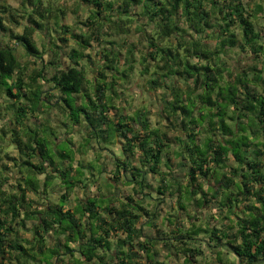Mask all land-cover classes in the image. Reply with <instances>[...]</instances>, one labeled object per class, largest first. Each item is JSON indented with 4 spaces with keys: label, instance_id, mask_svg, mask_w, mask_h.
Segmentation results:
<instances>
[{
    "label": "trees",
    "instance_id": "16d2710c",
    "mask_svg": "<svg viewBox=\"0 0 264 264\" xmlns=\"http://www.w3.org/2000/svg\"><path fill=\"white\" fill-rule=\"evenodd\" d=\"M76 7L87 13L76 23L86 29L79 34L76 25L65 24V8L43 0H22L13 7L0 0V99L6 101L7 116L0 126V264H165L150 251L149 241L176 250L182 264H197L202 257L203 264L264 260V31L257 32L251 20L264 17L262 4H254L255 15L243 0H78ZM133 32L143 34L147 43L139 59L132 42L114 50L113 37ZM93 41L113 46L93 50L97 62L85 54ZM70 42L75 47L66 53ZM15 44L24 51V64ZM233 47L262 58L261 68L226 69L222 55ZM47 52L51 59L44 63ZM60 53L67 60L63 68ZM121 55L125 67L119 71ZM29 63L35 68L29 69ZM134 63L141 76H149V91L165 90L161 106L176 132L173 139L151 126L146 108L110 116L117 111L118 87L127 82ZM53 109L66 130L83 127L86 147L97 145L102 151L118 145L109 150L114 168L103 187L110 196L97 186L93 195L76 197L67 207L74 189H86L93 173L87 177L82 165L74 167V152L58 149L57 137H48L52 130L41 116ZM9 148L18 158L10 157ZM91 162L89 170L98 160ZM161 163L167 172L160 173ZM10 164L16 169L6 175ZM176 166L186 169L184 187L174 183ZM149 176L158 180L154 191L179 204L178 211L195 205L220 208L222 218L213 216L219 226L161 230L155 222L171 205L163 198H157L153 211L144 205L151 198ZM55 184L64 191L57 202L45 198L43 206L35 207L27 198L48 197ZM202 184H208L206 190ZM119 185L131 189L116 206ZM159 204L164 208L158 211ZM146 224L158 238L147 236Z\"/></svg>",
    "mask_w": 264,
    "mask_h": 264
},
{
    "label": "rangeland",
    "instance_id": "374dc122",
    "mask_svg": "<svg viewBox=\"0 0 264 264\" xmlns=\"http://www.w3.org/2000/svg\"><path fill=\"white\" fill-rule=\"evenodd\" d=\"M7 3L13 7H17L19 5V3L22 0H6ZM44 4L47 5L48 3L51 5L52 8H65V10L67 11V13L69 14V19L67 22H65L66 24L72 25L73 28L74 23L83 21L85 20V17L87 15L86 11L84 10V8L82 7V9H78L77 6V0H43ZM244 4L249 5V9H250V13L251 15H253V11L254 9V4H257V0H243ZM259 3L262 4V6L264 7V0H258ZM75 12H78V15H75ZM255 15V14H254ZM262 15V14H261ZM261 15H255L253 16L254 18H251V20L253 21L254 24V28L257 32H261V30L264 31V17ZM183 25L180 23V26ZM9 26V24H8ZM77 27H75L74 29L76 30V34H79V32H82L80 30H86L82 25H76ZM11 27V26H9ZM13 31L15 33L20 34L21 33V28L18 29H14L12 28ZM147 32L149 31V28L147 27ZM232 30L235 33L239 32V29L237 26H233ZM240 33V32H239ZM238 33V34H239ZM35 41L38 45V49L41 50L42 48V42L40 39V36L35 35L34 36ZM114 40H116L117 43L114 44V50H122L121 47L123 46V43L128 44L129 42H132L133 44H135L137 47L136 51L137 55L136 57H138L139 59V55H141L143 52L146 51V40L145 37L143 36V34L140 33H136L133 32L132 34H130L129 37H125V36H120L118 37H113ZM236 40H239V35H237ZM262 40L264 41V35L262 36ZM171 42L174 43V41L171 39ZM9 45L12 44V42L8 41L7 42ZM45 45V44H44ZM215 45V43L212 41L210 43V46ZM15 47L16 44H15ZM71 47H75L73 42L69 43V47L64 49V52H68V50ZM113 48V46H110L109 44H100L97 41L96 42H91V47L87 49V51L85 52V54H89L91 53L94 56V52L93 50L96 51V49H100L101 48ZM22 49L20 47H17V56L19 58V60L21 61V63L27 61L26 57L22 54ZM24 52V51H23ZM51 55L52 53H46L43 55V60L44 63L48 62L51 59ZM60 57H61V66L62 68L64 66H66L67 64V60H65V56L64 54L60 53ZM121 58V62L118 64L117 69L119 71L123 70L125 67V63H124V59L123 56H120ZM94 60L95 62H97L98 59H96V57L94 56ZM222 60L226 65V69H231V70H247L250 69L252 67H256L257 69H260L263 61L262 58L256 59L250 51H240L238 48L233 47L232 49H227L226 53L222 55ZM100 61V60H98ZM84 64L86 65V61H83ZM24 64V63H23ZM134 69L131 71L130 76L128 77L129 79L127 80V82L120 84V86L118 87V93H119V97H117L115 99V105L117 107V111H111L110 116L111 117H115L118 116L119 114H126V115H133L134 111H137L138 109L140 110L141 108H143V110H145V108L147 109V118L151 124L152 127H158L160 128L161 131L167 133V136L170 139H173L176 136V132L170 128V125L167 124V122L165 121V115L162 112V106H161V98L162 95H165V90L163 89H158L156 92H152L149 91L147 88V80L149 78L148 75H144L141 76L140 72V66L137 63H134ZM27 67L29 69H33L35 68L34 65H32L31 63H29L27 65ZM85 72H86V79L87 80H92V77L94 76L91 72V67L89 65L85 66ZM151 72V71H150ZM89 85V84H87ZM86 85V86H87ZM181 87H183V85H180ZM167 97H169V95H167ZM6 105V101L4 100V98L0 99V115H1V119H0V126H2V124L6 121L7 116L3 115L4 112V106ZM146 112V110L144 111ZM47 118V119H46ZM41 120L43 121V123L48 126L49 128H51L52 132L48 130V137L51 138V140L53 141L54 137H57V141L56 144L59 145L58 149H65V151H68L69 148L74 152V162H73V166H83L84 167V173L87 177H89L90 172L93 173V176L90 177L91 180L95 181H89L87 183V188H82L81 185L79 187H77L76 189H74V193L71 195L70 197V201H69V205L68 207L72 206L73 204L76 203L75 198H79V199H83L86 195H93L95 192H97L96 190V186H101V191L103 192V187H104V183L106 181H110L111 179V172L113 171L114 165L112 163V152L109 150H113L116 151L118 150V145L116 144L114 147H105L104 150L99 151L97 145L96 147L90 148V147H86L83 142V137L85 136L84 134V129L82 126H78V127H73L72 129H68L66 130L62 125H61V120H62V116H60L59 111L53 109L52 111H50L48 113L47 116H41ZM227 123L232 126V122L227 120ZM40 135V134H38ZM201 134L199 133V137L198 139L200 140L199 142H202L203 139L200 138ZM41 138V137H39ZM94 146L95 143L92 142ZM99 145H101L99 148L103 147V145L101 143H98ZM55 148V146H54ZM95 148V149H94ZM171 149H173L171 147ZM97 151H99L101 155V157H97ZM9 155L10 157L13 158H18L17 154L14 150H12L11 148L8 149ZM2 156V155H1ZM95 159L98 160L97 163L94 162L91 170L88 169V162L91 161H95ZM173 165L176 164L177 160H173ZM2 163V162H1ZM93 163V162H91ZM229 164H232L229 163ZM139 167H141L140 165H138ZM102 168V169H101ZM15 167L13 164L9 165V170L5 172V174H10L12 175L15 171ZM174 171L173 177H174V183L176 184H180V186L184 187L186 184V177H185V172L186 169L176 166L174 168H172ZM99 170L101 172H99ZM159 171L160 173L162 172H167V168L165 167V165L163 163L160 164L159 166ZM42 176H39L38 179L39 181L42 180ZM148 182L151 184V188L152 190H147V192L150 193L151 198H146L144 201V205L149 208L150 210L154 209V205L156 204V202H158L157 198H163V200L165 199V197L167 196H162L158 193H156L154 190L157 187L158 180L156 179V177L154 178H150V176L148 177ZM13 184V182L11 183ZM212 182L210 183L209 187L212 186ZM7 186V185H6ZM203 186V190H206L208 187V184H202ZM8 187V186H7ZM53 191L51 193H49L48 197H44L42 199H39L37 196H34L32 194H28L27 198H29V200H33L35 203L33 206L37 207V206H43V204H45V198H48L49 201H54L57 202L58 198H60L61 194L64 192L58 185H53ZM175 186H173L172 189H174ZM130 188H126V186L124 185H119L118 186V195L119 197H123L125 196L127 193H129ZM155 198V199H152ZM165 200H167L165 202ZM163 203H167L168 205H171V210L164 208L163 204H159L157 206V210H161L162 208H164L163 211H160L161 214V219L158 220V226H160L162 229H167L168 226L172 223H170L168 221V219H172L176 221V224H178L177 227L182 226L185 228H188L190 225L195 224L196 226L201 225V226H206L209 225V227H211L212 225L215 224V226H219L218 223H214V219L213 216L219 221L220 218H222L221 216L224 214L223 211H221L220 208H215L213 206V204L211 206H209L208 208H203V209H199V207L197 205H195V207H188L186 211H178L179 208V204H176L174 200L170 199V198H166ZM174 215L176 214V216L178 218H173L170 217V215ZM188 215L191 216V218H188ZM182 224V225H181ZM146 233H148L151 236H156L155 231L153 229H148V227L145 228ZM177 230V229H176ZM175 237V236H174ZM206 255L208 254V250H205ZM233 258V257H232ZM67 258H65L64 260H66ZM162 258H160L161 260ZM236 260L233 259V261ZM200 264H202V260H199Z\"/></svg>",
    "mask_w": 264,
    "mask_h": 264
},
{
    "label": "crops",
    "instance_id": "0c3cea01",
    "mask_svg": "<svg viewBox=\"0 0 264 264\" xmlns=\"http://www.w3.org/2000/svg\"><path fill=\"white\" fill-rule=\"evenodd\" d=\"M78 1V0H77ZM80 9H82V7H80ZM75 15L77 16L78 15V12H75ZM68 19H69V14L66 12V16H65V22H67L68 21ZM77 23V22H76ZM76 23H74V26L76 25ZM66 24V23H65ZM65 58V57H64ZM66 60V59H65ZM111 177V176H110ZM106 182H111V180L110 181H106ZM96 188H97V186H96ZM126 188L128 189V188H130L131 189V186H126ZM203 188V187H202ZM130 189L129 190H127V191H130ZM97 191H98V188H97ZM100 191H101V189H100ZM101 193L103 194V195H105V197H107V196H110L111 194V190L110 191H108V193H107V191L105 190V189H103V192L101 191ZM130 193V192H129ZM129 193H127L125 196H127ZM110 194V195H109ZM125 196H123V197H119V195H117V200H119V201H113V204H115L116 206H119L120 205V203L123 201V199L122 198H124ZM124 202V201H123ZM68 205H69V202H67V207H68ZM71 207V206H70ZM154 210V209H153ZM152 210V211H153ZM161 217L162 216H160L159 217V219H161ZM173 217V216H172ZM173 218H175V217H173ZM158 219V220H159ZM158 220L155 222L156 223V225L158 224ZM170 220H172V219H170ZM182 225V224H181ZM178 226V224H174V225H169L168 226V228L167 229H165V231L167 230L168 232H172V230L173 231H175V229L176 228H178L177 227ZM146 227H148V229H153L154 230V228H152L151 226H150V224L148 225V224H146V225H144V231H145V233H146V230H145V228ZM157 227H159L161 230H163L164 231V229H162L160 226H158L157 225ZM155 231V230H154ZM147 234V236H149L150 238H158V237H156V236H151V235H149L148 233H146ZM149 238V239H150ZM200 238L202 239V240H204V238H206V237H202V236H200ZM142 240H145L144 238L142 239ZM152 240V239H151ZM201 244H204L203 243V241L201 242ZM148 248H150V251L151 252H156L157 253V256H156V259L157 260H159L160 262H163V263H165V264H182L183 263V257L181 256V255H177V253H176V250H173V249H171V251H167V250H165V247H163L161 244H153V242L152 241H149V246H148ZM207 250H209V249H207ZM204 251V255H206V252H205V249L203 250ZM209 257H208V259L210 260V258L212 257L210 254H209V252H208V254H207ZM160 258H162L161 260H160ZM202 260L203 261V257L202 258H197L196 260L198 261V263L197 264H200V262H199V260ZM239 264H240V262H238ZM202 264H203V262H202Z\"/></svg>",
    "mask_w": 264,
    "mask_h": 264
},
{
    "label": "water",
    "instance_id": "95a60500",
    "mask_svg": "<svg viewBox=\"0 0 264 264\" xmlns=\"http://www.w3.org/2000/svg\"><path fill=\"white\" fill-rule=\"evenodd\" d=\"M252 264H264V260L255 261Z\"/></svg>",
    "mask_w": 264,
    "mask_h": 264
}]
</instances>
